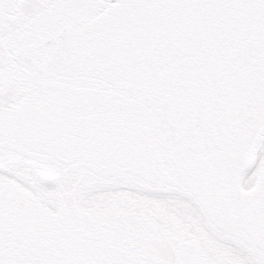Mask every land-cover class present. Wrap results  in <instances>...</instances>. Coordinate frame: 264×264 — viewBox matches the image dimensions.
Returning a JSON list of instances; mask_svg holds the SVG:
<instances>
[{"label": "water", "instance_id": "1", "mask_svg": "<svg viewBox=\"0 0 264 264\" xmlns=\"http://www.w3.org/2000/svg\"><path fill=\"white\" fill-rule=\"evenodd\" d=\"M149 16L0 0V264H264V0Z\"/></svg>", "mask_w": 264, "mask_h": 264}, {"label": "bare ground", "instance_id": "2", "mask_svg": "<svg viewBox=\"0 0 264 264\" xmlns=\"http://www.w3.org/2000/svg\"><path fill=\"white\" fill-rule=\"evenodd\" d=\"M262 166H264V140L257 151L252 167L247 172L249 178H254ZM104 193H106L111 198L119 196L125 199L129 202L130 206L161 220L162 222L179 231L181 234L190 235L192 238L196 239L199 244H203V238L209 241L210 243L212 241H216L214 249H217L218 246L222 245V243L218 242L212 234L199 228L175 208L166 206L161 203L155 198L154 195L126 190H115ZM228 261L234 264H245L246 262L235 258H228L226 262ZM247 264L250 263L247 262Z\"/></svg>", "mask_w": 264, "mask_h": 264}, {"label": "snow or ice", "instance_id": "3", "mask_svg": "<svg viewBox=\"0 0 264 264\" xmlns=\"http://www.w3.org/2000/svg\"><path fill=\"white\" fill-rule=\"evenodd\" d=\"M225 2L240 3L243 2L249 7L255 6L258 0H121L124 10H133L143 19L145 26L152 23L149 13L152 9L167 8H199L210 7L216 8L222 6ZM142 230H148L145 225ZM144 264H155L150 259H145ZM247 264V262H245Z\"/></svg>", "mask_w": 264, "mask_h": 264}]
</instances>
